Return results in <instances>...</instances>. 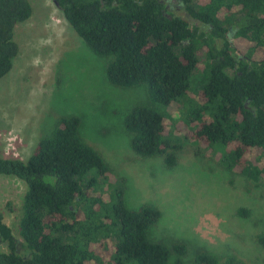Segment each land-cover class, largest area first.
Listing matches in <instances>:
<instances>
[{
  "label": "trees",
  "instance_id": "obj_1",
  "mask_svg": "<svg viewBox=\"0 0 264 264\" xmlns=\"http://www.w3.org/2000/svg\"><path fill=\"white\" fill-rule=\"evenodd\" d=\"M52 1L95 54L109 57L110 83L144 87L148 101L123 117L135 153L163 156L171 167L189 140L264 185V0H177L198 24L168 13L162 0ZM31 12L29 0H0V79L18 53L14 28ZM80 123L76 115L60 117L27 160L0 156V174L26 185L21 240L0 212L7 246L0 264H184V245L172 259L168 246L148 238L159 210L126 205L122 181L82 138ZM258 242L264 247V234ZM195 262L248 264L219 263L204 251Z\"/></svg>",
  "mask_w": 264,
  "mask_h": 264
},
{
  "label": "rangeland",
  "instance_id": "obj_2",
  "mask_svg": "<svg viewBox=\"0 0 264 264\" xmlns=\"http://www.w3.org/2000/svg\"><path fill=\"white\" fill-rule=\"evenodd\" d=\"M29 1L30 17L14 28L18 53L0 79V156L27 160L60 117L79 116L80 135L110 161L124 186L126 205L159 210L148 238L168 246L172 259L180 256L174 247L182 244L184 264H197L200 251L219 263L233 257L264 264V247L258 242L264 234V185L225 169L213 150L189 140L175 151L171 167L163 156L135 153L123 117L133 105L148 101L144 87L110 83L105 72L109 57L95 54L52 0ZM162 1L168 13L198 24L177 0ZM169 111L178 118L177 109ZM25 190L22 180L0 174V212L20 240ZM242 209L245 214L239 213ZM6 249L0 239V250Z\"/></svg>",
  "mask_w": 264,
  "mask_h": 264
}]
</instances>
